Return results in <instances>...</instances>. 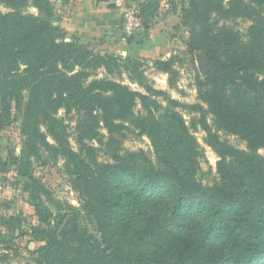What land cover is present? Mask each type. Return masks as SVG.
I'll return each mask as SVG.
<instances>
[{"label": "trees", "instance_id": "1", "mask_svg": "<svg viewBox=\"0 0 264 264\" xmlns=\"http://www.w3.org/2000/svg\"><path fill=\"white\" fill-rule=\"evenodd\" d=\"M182 1L185 50L203 54L208 69L196 78L194 104L156 88L145 60L99 53L68 37L54 0H0L10 8L0 10V130L20 119L25 137L20 154L0 157V172L15 165L27 178L39 218L27 234L44 242L36 264H264V0ZM157 6L140 3L146 30ZM240 19L251 21L245 32ZM151 66L177 87L176 57ZM160 96L168 107L157 116ZM138 105L143 114H135ZM176 106L199 114L204 143L218 157L214 185L198 179L204 149ZM61 109L77 115L78 150ZM130 122L148 136L154 158L123 147ZM222 134L238 136L246 148ZM32 157L43 165L63 161L101 243L76 222L59 232L64 216L53 220L47 203L58 210L63 203L35 177ZM2 218L0 242L9 244L20 217Z\"/></svg>", "mask_w": 264, "mask_h": 264}, {"label": "rangeland", "instance_id": "2", "mask_svg": "<svg viewBox=\"0 0 264 264\" xmlns=\"http://www.w3.org/2000/svg\"><path fill=\"white\" fill-rule=\"evenodd\" d=\"M146 0H111L110 2H103L106 6L115 7H128L130 10H139L140 3ZM158 6L154 11V16L150 19V29L146 30L143 26L133 36L132 43L137 42V37H141V41L153 40L155 37L160 36L165 41L167 48L164 50H156L153 54L155 58L138 56L137 59L145 60L147 64V75L154 81V86L161 90H166L172 99L177 100L183 104H194L199 101L198 91L196 86V78L198 75L205 76L207 73L206 58L203 54H188L185 50V42L188 39L189 33L186 27L182 26V9L184 3L182 0H157ZM228 1V0H226ZM55 2V0H54ZM134 2H138V6L134 7ZM56 3V2H55ZM114 7V8H115ZM0 10L3 12L10 11V8L3 4H0ZM29 12H36V8L27 9ZM127 15V14H126ZM126 18V16H125ZM141 20V19H140ZM125 21V19H124ZM121 26L120 38L124 43H128V38L123 31V24ZM237 28L242 32H245L251 21L238 20ZM142 25V20H141ZM156 30V32L149 33L148 31ZM159 37V38H160ZM70 39V38H69ZM116 38L103 39L94 44H89L96 52L99 53H115L119 56L129 57L130 55L123 48H117L119 41ZM103 41V42H102ZM160 55H157L159 53ZM169 54V55H168ZM176 57V67L179 71L177 77V87L170 88L167 82V75L155 72L152 69L151 61L159 59L161 57L169 58L170 56ZM204 57L203 63L199 60ZM135 58L134 56H131ZM163 59V58H162ZM165 75V76H163ZM126 82L127 79H125ZM129 83V82H128ZM135 89H139L136 84H131ZM160 107L156 109V115L162 116L166 112L168 102L162 97H157ZM184 115L185 120L189 124L191 131L197 137L199 143L204 149V158L201 160V170L198 173V179L207 186L214 185L218 182L219 178L216 172V163L218 157L216 153L204 143L206 132L201 128L198 123L199 114L190 113L187 109H183L180 106L175 107ZM143 114L144 111L140 105L135 108V114ZM59 116L64 117L69 124L70 140L75 150H78V144L76 141V124L77 115L71 113L69 116L65 114L64 109H61ZM209 121L212 122L211 117ZM132 128V133L124 141L123 147L125 149L137 151L144 150L151 157L154 158V150L150 139L146 134H139L140 129L136 127L134 122L129 123ZM105 132V131H103ZM222 139L228 141L233 146L241 149L246 148L245 142L235 135L222 134ZM25 139L21 131V120L19 119L10 127L0 130V157L6 161H9V155L11 152L20 154L23 140ZM259 153L264 156V148L259 150ZM101 160L107 159V157L101 153ZM34 162V175L39 178L41 182L52 191L53 197L56 200L61 201L63 204L58 208L53 204H48L54 213L53 220L57 217L56 214L64 216L60 233L69 231L72 229L73 223H79L87 228L88 232L101 243V232L97 222L92 216L88 215L83 209V202L80 193L73 187L69 177L64 172L63 161L58 163H49L46 165L37 162L33 158ZM26 177H19L17 173V167L10 165L6 172H0V230L7 233V229L1 226L2 217L19 216L20 221L12 224L9 231L10 243L6 244L0 242V264H36L35 254L36 251L44 245V242L34 240L27 232L31 231L32 227L39 225V218L35 205L30 199V193L25 188ZM106 249V246H102Z\"/></svg>", "mask_w": 264, "mask_h": 264}, {"label": "crops", "instance_id": "3", "mask_svg": "<svg viewBox=\"0 0 264 264\" xmlns=\"http://www.w3.org/2000/svg\"><path fill=\"white\" fill-rule=\"evenodd\" d=\"M55 2L57 24H60L67 31L68 37L77 38L81 44H94L112 37L119 40L122 23L130 11V8L127 9L126 6L111 8L102 3H97L96 0H55ZM138 4V2H134L133 6L136 7ZM153 31L156 32L153 29L148 32ZM157 36L152 35L150 37H155V39H144L142 43L138 41L136 43H124L119 40L117 48H123L135 58L138 56L155 58L153 54L157 49L164 50L167 48L163 38L160 36L157 38Z\"/></svg>", "mask_w": 264, "mask_h": 264}, {"label": "built area", "instance_id": "4", "mask_svg": "<svg viewBox=\"0 0 264 264\" xmlns=\"http://www.w3.org/2000/svg\"><path fill=\"white\" fill-rule=\"evenodd\" d=\"M137 10H130L123 24V31L127 38L135 35L142 27L141 20L137 16Z\"/></svg>", "mask_w": 264, "mask_h": 264}, {"label": "water", "instance_id": "5", "mask_svg": "<svg viewBox=\"0 0 264 264\" xmlns=\"http://www.w3.org/2000/svg\"><path fill=\"white\" fill-rule=\"evenodd\" d=\"M67 40H70L69 38ZM141 37H137V41H141ZM204 57L202 56L201 59L199 60L200 63H203Z\"/></svg>", "mask_w": 264, "mask_h": 264}]
</instances>
